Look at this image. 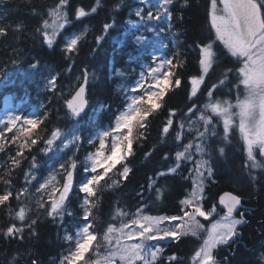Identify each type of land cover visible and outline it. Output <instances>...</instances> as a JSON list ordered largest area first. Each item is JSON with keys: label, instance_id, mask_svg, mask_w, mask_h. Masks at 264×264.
Returning a JSON list of instances; mask_svg holds the SVG:
<instances>
[{"label": "snow or ice", "instance_id": "snow-or-ice-1", "mask_svg": "<svg viewBox=\"0 0 264 264\" xmlns=\"http://www.w3.org/2000/svg\"><path fill=\"white\" fill-rule=\"evenodd\" d=\"M4 2L0 0V4ZM178 3L179 0H159L155 10L138 8L135 16L145 23H158L166 18L167 23L158 31L156 27L146 29L160 36L173 28ZM100 5L101 0H95V6H89V11L83 5L73 4L72 0H58L45 13L52 17L51 22L43 19L34 35L39 37L42 47L53 49L57 44L56 37L62 36L59 30L67 32L69 24L75 28L77 22L96 14ZM187 6L188 0L180 5ZM34 15L39 17L40 13ZM208 18L214 39L211 42H194L198 54L197 74L185 80L181 76L185 65L179 63L175 55L173 58L152 56V63L139 72L134 87L125 88L122 83L117 85L115 91L121 99L115 111L112 102H100L105 111L114 117V123L94 139L89 135L82 138L75 131L67 139L59 126L48 130L46 122L50 113L37 116L9 113L5 120H0V153L4 154L3 163H0V169H4L3 175H0V183L3 184L0 206L10 210L7 223L0 229V236L9 242L13 238L38 239L39 216L33 212L29 201L35 193L38 198L34 203L39 212L50 218L58 228V239L62 241L58 264H181L180 257L166 255V245L161 242H179L189 236L201 241L191 257L193 264H232L230 259H221L218 250L221 247L230 248L242 238L239 229L248 223L245 212L240 211L237 215L243 207L242 198L231 192L221 195L218 204L222 206L223 214L215 204L206 208L203 201L206 182L211 183L216 175L213 145L217 138L227 144L234 132H238L249 170L264 169V0H211ZM53 25L55 30L50 31ZM22 27V24H17L13 29L0 24V38H7L10 32L19 31ZM112 27L113 24L108 22L101 25V34L94 37L96 47L93 53L105 39L103 33ZM87 31L85 27L63 43L61 56L70 64L79 54ZM146 38L143 34L137 35L135 43L141 45ZM161 47L167 48L168 45L162 44ZM30 67L35 69L37 64L32 63ZM218 67L222 71L209 85L207 80ZM115 75L125 77L135 75V72L116 69ZM95 79V72L90 73L89 66L83 65L76 77L75 87L67 94L61 91L58 98L54 97L62 101L65 118L75 120L85 113ZM185 83H190L186 94L187 110L184 111L183 107L179 110L166 109L165 98ZM223 88L228 91L222 92ZM233 89L234 103L231 99L221 98L231 96ZM45 90H58L56 75L47 79ZM162 110L166 119L157 129L159 143L168 147L166 141L171 136L172 145L163 153L162 159L170 163L167 171L160 175L179 174L181 179L191 180V190L179 200L177 214L149 215L146 214L150 209L145 192L151 188L159 193L153 181L144 186V191L137 193L139 204L134 213L119 210L106 226H97L93 215L100 211L101 192L105 185L119 188L121 182L129 181L133 169L128 165L135 155L134 145L141 136L147 139L152 121ZM76 127L79 128V122ZM42 129L46 132L44 136L40 135ZM57 146L63 155L44 176L38 156L32 154L33 150L51 159L48 154ZM157 150L154 148L146 153L145 158ZM81 152L84 153L83 159ZM224 152V147H220V155ZM257 155L261 160H257ZM197 156L199 159H194ZM24 161H28L27 171L23 169ZM189 164L195 166L194 170L185 167ZM184 171H188L189 176L185 177ZM17 172L24 179L18 188L15 186L19 182L15 175ZM37 172H40L41 178H38ZM114 175L116 179H113ZM252 179L255 180V177ZM74 200L79 202V206L72 210L69 205ZM214 214L219 219L210 221V227L197 219L209 220ZM124 217L128 219L125 221ZM69 218L76 228L74 232L62 227ZM61 230L63 235H59ZM28 264H40L39 257L31 258Z\"/></svg>", "mask_w": 264, "mask_h": 264}, {"label": "trees", "instance_id": "trees-1", "mask_svg": "<svg viewBox=\"0 0 264 264\" xmlns=\"http://www.w3.org/2000/svg\"><path fill=\"white\" fill-rule=\"evenodd\" d=\"M136 2V0H101L96 14H91L77 22L75 28L71 24L67 25V32L62 29L63 36L83 24L88 25V31L80 45V52L73 58L71 64L61 56L60 50L64 42L62 36H57V44H54L53 49H48L47 46L42 47L39 37L34 35L35 29L43 19L52 20V17L45 13L58 3V0H5L0 4V24L9 25L13 29L17 24L23 25L19 31L10 32L7 38H0V115L7 100L11 99L13 102L19 100L25 113L32 111L35 116L50 113V118L46 122L48 130L56 126L68 128L74 120L64 117V110L61 109L62 101L54 97L58 98L61 91L67 94L74 88L80 69L83 65H88L89 72H95L96 79L92 81L87 110L81 117L75 119L79 121V135L82 138L89 135L94 139L99 132L113 124L114 117L105 111L100 102H112L113 111H115V106L121 99L115 91L117 85L122 83L125 88L133 87L143 64L150 59V49L155 47L152 45L153 42L137 45L136 32L128 29V22L134 16ZM183 2L184 0H179L177 4L178 10L174 12L172 21L173 28L163 34L164 44L168 47L157 50L163 52L168 58H173L175 55L176 60L185 65L181 76L185 80H190L192 75L197 74L198 69V54L194 42H209L214 39V33L210 31L208 18L211 0H188L187 7H180ZM72 3L78 6L83 5L89 11V6H95V0H72ZM36 12L40 13L39 17L34 15ZM104 22L112 23L113 27L107 33H103L105 39L100 48L93 53L96 47L94 37L101 34L100 29ZM166 23L167 21H162L163 26ZM32 63L37 64L35 69L30 67ZM116 69L134 70L135 75L119 77L115 75ZM221 71V67L216 68L207 83L209 85L214 83ZM52 75L57 76L58 90L55 92L45 90L47 79ZM189 90L190 83H185L181 89L170 93L165 98L167 101L165 108L179 110L183 107L186 111V94ZM221 91L224 92V88ZM217 95H221L220 92ZM165 119L166 114L162 110L152 121L151 132L147 139L141 136L139 142L134 145L135 155L130 158L128 165L133 169L129 181L121 182L119 188L105 185L100 195V211L94 212L93 215L97 226H106L119 210L134 213L139 204L137 193L144 191V186L153 181L159 193L151 188L145 192V199L150 209L146 214H177L179 200L185 198V193L191 190V180L181 179L179 174L160 175L161 172L167 171L170 163L162 159L163 153L167 152L172 145L171 136L166 141L168 147L160 146L159 143L157 129ZM197 126L194 125V127ZM40 135H46L45 130L42 129ZM85 147L87 148V145ZM220 147L225 149L223 155L219 153ZM154 148L159 150L146 159L145 154L152 152ZM32 154L38 156L40 169L44 175L49 169L50 159L38 154L36 149ZM80 155L83 159L84 153L81 152ZM213 156L216 175L211 183L206 182L203 201L205 207L210 208L215 204L219 211L217 205L219 193L230 190L243 197L245 207L241 211L245 212V218L248 220V223L239 229L242 232V238L230 248L221 247L218 250V256L221 259H230L232 264H262L264 169L249 170L245 153L242 151V140L237 132H234L230 143L227 144L221 143L217 138L213 145ZM3 157L4 154L0 153V163H3ZM185 167L190 169L191 164ZM23 169L28 170V161L23 162ZM3 173L4 169H0V175ZM37 174L41 176L40 172ZM15 175L19 181L15 185L18 188L24 183V179L19 172ZM183 175L187 177L189 172L184 171ZM253 177L255 180L252 179ZM113 179H116L115 175ZM2 187L3 184L0 183V188ZM30 203L33 212L39 216L40 222L36 229L38 239L13 238L9 242L0 236V264H28L31 258L37 256L40 264H58L57 257L62 250V241L58 239L57 225L39 212L34 201ZM78 206L79 202L76 200L69 205L72 210ZM13 207H15L14 204ZM9 216L10 210L0 206V229H3ZM122 219L126 221L128 217ZM197 219L206 226L207 221L204 218ZM62 227L73 232L76 230L71 218ZM59 235H63L62 230L59 231ZM200 243V240L190 236L182 238L179 242H161L162 245H166V255L180 257L181 264H193L191 257Z\"/></svg>", "mask_w": 264, "mask_h": 264}, {"label": "rangeland", "instance_id": "rangeland-1", "mask_svg": "<svg viewBox=\"0 0 264 264\" xmlns=\"http://www.w3.org/2000/svg\"><path fill=\"white\" fill-rule=\"evenodd\" d=\"M136 1H137L136 5L134 7V16L129 20V21H131V23L128 22V29L129 30H134V32H136L137 35H141V34L145 35L147 38L144 41V43L153 42L152 45L155 46V47H152L150 49V53L149 54H150L151 57L155 55V56H158V57L161 56L163 58H167L165 55H163L162 52H159L157 50V49L161 48V45L163 44L162 34L160 36H157L154 33H149V32L146 31L147 27H156V29L158 31L159 28L163 26L162 21L163 20L167 21L166 18L162 19L158 23L157 22H147V23H145L144 21H141L138 17L135 16V11L138 8H144L145 10H148V9L151 8V9L155 10V7L158 5L159 0H144V3H141V0H136ZM85 27L87 28L88 25L87 24H83L80 27H78L76 29H73L69 33L63 35L62 38L64 39V42H66L72 36L79 34V32ZM53 30H55V25H53V27L50 29V31H53ZM59 31H61V30H59ZM56 39H57V37H56ZM149 64L150 63L143 64V66H142L140 71L144 70L146 68V66H148ZM229 67H231L230 64H229ZM134 86H135V84H134ZM217 96L220 97V95H217ZM221 98L231 99L232 102L234 103L235 102V91L232 92L231 96H224V97H221ZM9 113L27 115V116H35L34 112H32V111H30L29 113L24 114L23 111H22V108H21V103L18 102V101H14L13 102L11 99L6 101L5 106H4V110H3L2 114L0 115V120H5L6 116ZM77 122H79V121H75L74 120L71 123V125L69 124L70 126L68 125L69 126L68 128H65V127L61 128L62 132L65 135V138L70 139L71 136L73 135L74 131H75L76 134H79V128L76 127ZM237 135L239 136L238 132H237ZM48 155L51 156V159H50L49 165H48L49 169L45 172L44 176H46L48 174V171L51 170V168L53 167L54 162L57 160V158L59 156L63 155V153L60 152V147L57 146V147L54 148L53 152L49 153ZM245 157H246V153H245ZM194 159H199V157L198 156L194 157ZM257 160H261V157H259V155H257ZM57 166H58V164H57ZM194 167L195 166L191 164L190 169L194 170ZM253 170L255 171V170H260V169L256 168V169H253ZM37 176H38V178H41V176L39 174H37ZM192 178L195 179V175L194 174L192 175ZM37 198H38L37 195L35 193H33L30 196V201H35V200H37ZM220 214H223V213H220ZM215 219H219V216L214 214L213 217L209 218V220H206L207 221L206 226L210 227V221H214ZM262 259H263V263L262 264H264V256H262Z\"/></svg>", "mask_w": 264, "mask_h": 264}, {"label": "water", "instance_id": "water-1", "mask_svg": "<svg viewBox=\"0 0 264 264\" xmlns=\"http://www.w3.org/2000/svg\"><path fill=\"white\" fill-rule=\"evenodd\" d=\"M225 192H231V193H233V192L230 191V190L222 191V192L219 194V196H218V199H217L218 201H219V197H220L221 195H223ZM233 194H235V193H233ZM218 205H219V204H218ZM219 207L222 208V206H220V205H219Z\"/></svg>", "mask_w": 264, "mask_h": 264}]
</instances>
